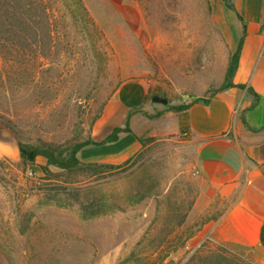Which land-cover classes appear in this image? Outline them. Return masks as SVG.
Wrapping results in <instances>:
<instances>
[{
  "label": "rangeland",
  "instance_id": "374dc122",
  "mask_svg": "<svg viewBox=\"0 0 264 264\" xmlns=\"http://www.w3.org/2000/svg\"><path fill=\"white\" fill-rule=\"evenodd\" d=\"M27 1L16 13L19 1L0 0V264H264L215 240L234 198L198 174L184 133L154 137L141 123L142 148L127 163L73 174L43 158L24 165L14 145V136L36 146L87 140L128 79L154 80L160 98H210L229 65L208 0H135L150 46L102 0H82L105 35L96 46L80 29L57 39L43 18L37 30L26 28L22 20L34 13Z\"/></svg>",
  "mask_w": 264,
  "mask_h": 264
},
{
  "label": "crops",
  "instance_id": "0c3cea01",
  "mask_svg": "<svg viewBox=\"0 0 264 264\" xmlns=\"http://www.w3.org/2000/svg\"><path fill=\"white\" fill-rule=\"evenodd\" d=\"M102 1L131 35L151 45V33L135 0ZM208 3L210 21L225 44V69L239 52L232 76L235 87L214 94L208 104L195 101L206 99L199 95L182 103L174 96L178 92L175 87L177 92L167 95L169 103L163 105L152 102L159 91L154 80L128 79L119 85L93 125L91 139L96 144L85 147L78 156L81 161L98 164L126 162L142 148L136 128L141 123L143 131L154 137L184 133V143L196 150L198 174L234 198L214 226L215 240L249 250L264 261V0ZM208 87L205 85L203 94ZM179 105H188V109L170 108ZM157 119L164 121V128L154 126ZM126 128L129 131L120 133L116 141L102 143L115 129ZM3 144H9L7 135Z\"/></svg>",
  "mask_w": 264,
  "mask_h": 264
},
{
  "label": "trees",
  "instance_id": "16d2710c",
  "mask_svg": "<svg viewBox=\"0 0 264 264\" xmlns=\"http://www.w3.org/2000/svg\"><path fill=\"white\" fill-rule=\"evenodd\" d=\"M17 1L19 2H17L18 4L15 6L17 8L16 13H20L21 10L18 9V5L20 2L25 0ZM67 1H69V3ZM25 6L27 8L26 11L30 12L32 10L34 11V13L33 16H29L22 20V24L26 28L31 29L32 31L37 30L39 28L36 19L38 20L39 18H43V20L47 24L46 27L48 32H50V35L54 34L57 39H59L61 36V30L65 29L66 31L70 32L76 31L78 33L81 31L80 34H88V37L90 39L89 43H92L94 46H96L97 44L99 45L103 41L106 42L105 35L99 29L98 25L90 15L88 9L86 8L82 0H62L58 1L55 6H49V8L46 6L45 0H28ZM34 25H36V27ZM77 29H80V31H78ZM238 59L239 52L237 51L229 60V67L225 84L220 89L215 91L214 94L235 87V85L232 83V76L235 72V69L237 68ZM238 87L243 88L244 86ZM195 101H201L205 104H208L209 99H197ZM152 102L163 105H168L169 103L166 98H160L159 96H153ZM170 108L175 111H183L188 109V105H179ZM102 111L97 120L100 118ZM1 125L5 129L13 133V130L8 125L2 122ZM123 131L127 132L129 131V129H115L114 132L102 143L116 141L118 139L119 134ZM139 142L142 144L140 140ZM95 144L96 143L91 139L90 136L85 141H75V143L41 144L40 146H36L29 143H23L19 140L18 137L14 136V145L24 165H34L39 158H43L46 160L47 165L57 167L58 169L69 172L71 174L82 172L87 169L90 170L92 168L113 170L120 167L117 165L110 164L83 163L78 157L79 152L85 147Z\"/></svg>",
  "mask_w": 264,
  "mask_h": 264
},
{
  "label": "built area",
  "instance_id": "2783aa9c",
  "mask_svg": "<svg viewBox=\"0 0 264 264\" xmlns=\"http://www.w3.org/2000/svg\"><path fill=\"white\" fill-rule=\"evenodd\" d=\"M184 102H188V101H190V97L189 96H186V97H184Z\"/></svg>",
  "mask_w": 264,
  "mask_h": 264
}]
</instances>
